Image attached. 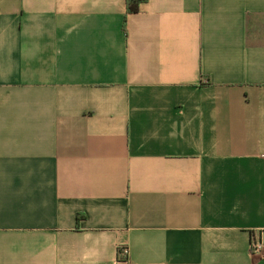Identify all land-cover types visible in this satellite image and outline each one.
Listing matches in <instances>:
<instances>
[{
	"label": "crops",
	"instance_id": "crops-1",
	"mask_svg": "<svg viewBox=\"0 0 264 264\" xmlns=\"http://www.w3.org/2000/svg\"><path fill=\"white\" fill-rule=\"evenodd\" d=\"M263 230L264 0H0V264H264Z\"/></svg>",
	"mask_w": 264,
	"mask_h": 264
},
{
	"label": "built area",
	"instance_id": "built-area-1",
	"mask_svg": "<svg viewBox=\"0 0 264 264\" xmlns=\"http://www.w3.org/2000/svg\"><path fill=\"white\" fill-rule=\"evenodd\" d=\"M250 252L252 255L264 258V230L258 236H253L250 241ZM119 256L126 258L128 256V248L120 246L118 248Z\"/></svg>",
	"mask_w": 264,
	"mask_h": 264
},
{
	"label": "trees",
	"instance_id": "trees-1",
	"mask_svg": "<svg viewBox=\"0 0 264 264\" xmlns=\"http://www.w3.org/2000/svg\"><path fill=\"white\" fill-rule=\"evenodd\" d=\"M146 0H126V13H136L139 10L140 4Z\"/></svg>",
	"mask_w": 264,
	"mask_h": 264
}]
</instances>
